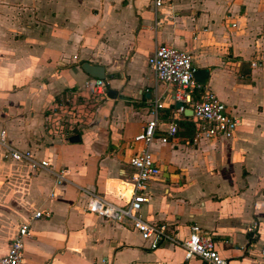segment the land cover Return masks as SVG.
Wrapping results in <instances>:
<instances>
[{"label":"crops","instance_id":"crops-1","mask_svg":"<svg viewBox=\"0 0 264 264\" xmlns=\"http://www.w3.org/2000/svg\"><path fill=\"white\" fill-rule=\"evenodd\" d=\"M160 2L156 9L154 0H0V130L7 145L68 170L58 184L48 171L4 160L0 147V257L27 223L23 264H202L185 261L179 245L149 250L129 222L88 213L80 191L116 205L129 196V160L142 148L134 138L155 96H164L162 120L171 116L172 89L156 84L147 64L164 44L208 71L206 89L240 125L230 140L206 141L195 140L191 120H180L168 144L154 141L149 151L161 175L139 216L166 225L179 243L196 224L229 264H261L264 0ZM83 62L104 67L106 95L117 98H100L90 117L76 120L80 141L70 144L75 134L58 135L48 124L56 98L87 96L93 78ZM37 212L43 216L35 219Z\"/></svg>","mask_w":264,"mask_h":264},{"label":"built area","instance_id":"built-area-1","mask_svg":"<svg viewBox=\"0 0 264 264\" xmlns=\"http://www.w3.org/2000/svg\"><path fill=\"white\" fill-rule=\"evenodd\" d=\"M161 5L160 0H154L156 9ZM160 25L161 23L156 19L154 29ZM73 60H76V57H73ZM147 64L153 73L155 83L172 89L169 108L171 116L165 121L162 120V111L166 109L164 96H155L148 110L150 119L134 138V141L140 143L142 148L129 160L133 170L129 196L123 198L121 205H116L97 192L80 189L87 198L86 211L106 221L129 222L132 229L148 244L149 250H156L164 244H174L181 246L185 261L198 260L202 264H229L228 260L217 251L212 236L196 224L189 227L188 237L179 243L166 225L149 224L140 218L139 213L150 201L147 195L149 184L161 175V170L153 161L149 151L154 141L168 144L176 137L177 123L180 120H191L195 140L213 141L221 138L230 140L240 125V118L232 114L226 104L194 79L196 70L192 57L188 53L160 44L154 48ZM85 86L93 89L100 98H106L104 80L93 79L86 82ZM65 102L69 103L70 99L66 98ZM178 103L181 104L179 108L176 107ZM63 106L68 105L57 104L52 117L56 116ZM185 112H190L191 116H186ZM161 126L166 128L161 129ZM5 140V132L0 130V147L3 149L4 160L25 163L34 173L48 171L55 177L58 184L67 181V169L55 172L50 169L46 160L36 159L29 151L17 150L7 145ZM42 216V212L34 214L35 219ZM254 229L252 227L249 231L252 233ZM29 236V224H19L6 253L0 257V264H23L25 241ZM252 237L255 238V235L252 234ZM260 255L261 264H264V243L260 248ZM100 264H107V261L103 260Z\"/></svg>","mask_w":264,"mask_h":264},{"label":"rangeland","instance_id":"rangeland-1","mask_svg":"<svg viewBox=\"0 0 264 264\" xmlns=\"http://www.w3.org/2000/svg\"><path fill=\"white\" fill-rule=\"evenodd\" d=\"M73 98L70 99L69 103L65 102V97L60 98L58 104L62 103L68 106H63L58 114L49 121V129H53L58 135L77 132L79 122H76V120L82 119L85 116L90 117L101 102L100 97L95 94L93 89L88 90L86 97L75 96ZM260 229L264 231V220L263 225H260Z\"/></svg>","mask_w":264,"mask_h":264},{"label":"water","instance_id":"water-1","mask_svg":"<svg viewBox=\"0 0 264 264\" xmlns=\"http://www.w3.org/2000/svg\"><path fill=\"white\" fill-rule=\"evenodd\" d=\"M81 70L88 75L89 77L93 78V79H99V80H104L105 79V69L102 66H98V65H93L90 64L88 62H83L81 64ZM207 78H208V71L207 70H198L194 73V79L201 84L202 86L206 85L207 82ZM107 98L109 99H116L117 98V92L116 91H108L107 93ZM122 100H124L123 98H120ZM181 106V104H176V107L179 108ZM186 116H191L190 112H185ZM80 138L78 135H73L70 136L67 139V142L70 144H77L79 143Z\"/></svg>","mask_w":264,"mask_h":264},{"label":"trees","instance_id":"trees-1","mask_svg":"<svg viewBox=\"0 0 264 264\" xmlns=\"http://www.w3.org/2000/svg\"><path fill=\"white\" fill-rule=\"evenodd\" d=\"M59 99H60V98L58 97V98H56L55 100L58 101ZM186 125H188L189 128H191V125H189V124H186ZM73 134L77 135V132H74Z\"/></svg>","mask_w":264,"mask_h":264}]
</instances>
